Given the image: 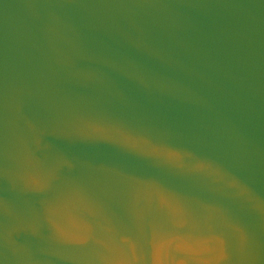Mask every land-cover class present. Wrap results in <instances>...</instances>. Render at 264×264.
Segmentation results:
<instances>
[{
	"label": "water",
	"instance_id": "water-1",
	"mask_svg": "<svg viewBox=\"0 0 264 264\" xmlns=\"http://www.w3.org/2000/svg\"><path fill=\"white\" fill-rule=\"evenodd\" d=\"M0 264H264V0H0Z\"/></svg>",
	"mask_w": 264,
	"mask_h": 264
}]
</instances>
